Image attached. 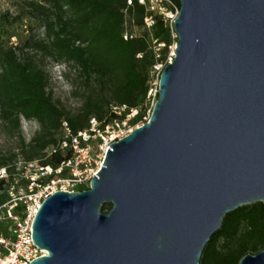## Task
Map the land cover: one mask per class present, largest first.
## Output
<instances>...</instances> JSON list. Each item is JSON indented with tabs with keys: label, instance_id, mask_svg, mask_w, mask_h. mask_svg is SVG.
<instances>
[{
	"label": "water",
	"instance_id": "1",
	"mask_svg": "<svg viewBox=\"0 0 264 264\" xmlns=\"http://www.w3.org/2000/svg\"><path fill=\"white\" fill-rule=\"evenodd\" d=\"M179 1L149 120L89 188L43 202L32 240L47 253L30 264H200L228 213L264 203V0Z\"/></svg>",
	"mask_w": 264,
	"mask_h": 264
},
{
	"label": "trees",
	"instance_id": "2",
	"mask_svg": "<svg viewBox=\"0 0 264 264\" xmlns=\"http://www.w3.org/2000/svg\"><path fill=\"white\" fill-rule=\"evenodd\" d=\"M18 6L17 14L0 11V121L24 144L21 118L39 123V130L25 145L27 160L58 166L71 155L61 150L46 152L61 139L64 121L75 133L90 128L92 119L102 129L117 118L114 107L122 106L127 111L139 109L132 124L143 120L155 63L152 38L165 44V56L173 43L163 19L156 17L151 31L144 29L145 7L137 1L128 5V0H26ZM25 20L40 22L44 36L31 35L15 45L11 43L13 30ZM135 28L142 33L126 40L125 31ZM46 59L76 71L79 84L74 93L81 98L77 112L54 99ZM17 156H2L0 167L10 165ZM111 208L105 204L102 212L108 214ZM263 250L264 203L258 202L225 216L200 264H239L246 255Z\"/></svg>",
	"mask_w": 264,
	"mask_h": 264
},
{
	"label": "built area",
	"instance_id": "3",
	"mask_svg": "<svg viewBox=\"0 0 264 264\" xmlns=\"http://www.w3.org/2000/svg\"><path fill=\"white\" fill-rule=\"evenodd\" d=\"M146 9L144 29L151 31L156 17L164 20L171 32L173 43L165 56L164 43L152 38L155 63L150 72V89L143 110L142 121L132 124L139 109L127 111V106L114 107L117 115L100 129L96 119L88 129L75 133L68 122L62 125V137L46 152L69 151L71 155L60 165H44L39 160L16 161L0 167V264H30L46 255L33 243V223L43 202L59 192H76L90 187L93 176L100 170L110 145L124 139L147 122L159 97V80L165 67L176 57L178 34L175 21L180 15L179 0H128ZM134 29L126 30V40L138 37ZM10 221V223H6Z\"/></svg>",
	"mask_w": 264,
	"mask_h": 264
},
{
	"label": "rangeland",
	"instance_id": "4",
	"mask_svg": "<svg viewBox=\"0 0 264 264\" xmlns=\"http://www.w3.org/2000/svg\"><path fill=\"white\" fill-rule=\"evenodd\" d=\"M26 0H0V11H10L12 14H17L19 11V2ZM30 1V0H28ZM42 1V0H37ZM140 34L142 30L135 28ZM31 35L37 37L44 36V29L40 22L25 20V24L16 25L13 30L11 43L23 44ZM45 69L50 74L51 85L50 90L53 92L54 99L59 100L69 111L75 113L81 106V98L74 92L78 88L77 73L73 67L65 64L55 63L53 60L46 59L44 61ZM39 123L35 120L21 118V135L25 140V144L21 141L18 134L15 136L9 134L0 121V160L2 156L11 157L12 154H17V158L10 160L9 164L16 161L27 160L25 151L29 148L25 147L39 130ZM25 149V150H24ZM10 223V221H6Z\"/></svg>",
	"mask_w": 264,
	"mask_h": 264
}]
</instances>
